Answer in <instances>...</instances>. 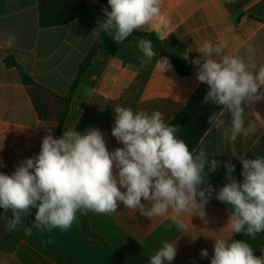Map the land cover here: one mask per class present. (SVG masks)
<instances>
[{
	"label": "crops",
	"instance_id": "obj_1",
	"mask_svg": "<svg viewBox=\"0 0 264 264\" xmlns=\"http://www.w3.org/2000/svg\"><path fill=\"white\" fill-rule=\"evenodd\" d=\"M160 8V15L138 30L155 33L171 53L182 48L180 56L191 73L179 76L171 59L155 47L156 57L141 66L143 56L137 47L140 38L116 44L107 34L103 50L81 77L63 131L74 127L84 133L97 128L108 150L114 151L123 147L111 134L116 105L149 113L158 110L169 123L202 84L197 79L198 66L192 61L203 59L198 51L204 41L225 45L222 54L238 56L256 70L264 66V0H233L231 4L226 0H161ZM103 20L101 0H86L85 9L74 21L41 28L38 0H0V172L11 175L24 160L38 155L47 129H52L54 138L65 108L64 97L98 38L93 31ZM9 37H14L11 48L6 47ZM9 55L36 85L24 84L21 70L5 64ZM165 59L170 68L161 62ZM243 106L245 127L253 124V130L232 141L210 127L193 151L204 147L209 159L219 162L217 171L209 174L208 183L215 191L203 219L182 213L180 219L186 228L179 230L171 220V212L149 218V202L142 199L145 215L120 202L113 214H85L91 229L103 238L101 241L89 239L79 220L67 231L33 228L28 235L25 226L34 221L36 210L32 209L22 218L24 225L12 232L6 231L0 220V264H124L107 244L125 255L143 254L149 258L165 240L176 243L177 255L171 264H211L215 239L245 240L255 256H264V236L258 233L253 239L244 233H232L227 226L230 205L216 199L228 182L226 163L235 166L232 176L241 182V159L264 157V100ZM222 113L230 125L226 110ZM0 215H4L3 209ZM6 215L11 217V212ZM202 249L208 252L206 258L201 257Z\"/></svg>",
	"mask_w": 264,
	"mask_h": 264
},
{
	"label": "clouds",
	"instance_id": "obj_2",
	"mask_svg": "<svg viewBox=\"0 0 264 264\" xmlns=\"http://www.w3.org/2000/svg\"><path fill=\"white\" fill-rule=\"evenodd\" d=\"M108 5L111 11L103 9L106 18L93 33H106L116 44L161 13V0H108ZM13 43L14 37H9L6 47H13ZM137 47L143 56L141 66L157 55L150 39L140 38ZM224 47L204 41L198 51L203 59L192 63L198 66V81L209 86L204 102L221 106L230 117L229 125L221 111L213 112L209 125L220 130L224 139L235 141L255 127H245L243 105L264 100V66L256 70L238 56L222 54ZM161 62L165 68L171 67L166 59ZM113 111L111 134L123 147L109 151L97 128L84 133L69 128L60 138H53L49 128L38 155L24 160L11 175L0 172V209L4 210L0 220L6 231L24 225L22 218L32 209L36 210L34 221L25 226L28 235L33 228L67 231L78 221V214L110 215L117 212L120 202L145 215L142 199L151 205L147 217H164L171 212L179 230L186 228L180 214L206 216V205L215 191L208 183L209 174L217 171L219 162L210 160L204 147L196 153L190 150L177 136L180 126L166 123L158 110L149 113L116 105ZM241 163V182L232 176L235 166L225 164L228 182L216 199L230 205L227 226L231 232L255 239L264 232V157L241 159ZM9 211L11 217L6 215ZM200 254L208 256L206 249ZM176 255V243L165 240L148 258V264H171ZM211 264H264V256H255L245 240L215 239Z\"/></svg>",
	"mask_w": 264,
	"mask_h": 264
},
{
	"label": "trees",
	"instance_id": "obj_3",
	"mask_svg": "<svg viewBox=\"0 0 264 264\" xmlns=\"http://www.w3.org/2000/svg\"><path fill=\"white\" fill-rule=\"evenodd\" d=\"M101 2L103 5V9L111 11L110 6L108 5V0H101ZM85 6L86 0H38V24L41 28L66 25L74 21L77 16L81 12H83ZM105 18L106 17L104 14V19ZM106 36V33L98 36L91 51L80 63L77 77L73 82L68 94L64 97L65 108L61 115L54 138H60L65 125V121L70 111L72 99L79 87L81 77L92 67L94 59L103 50L105 46ZM134 38L150 39L154 47L162 56H166L171 59L175 71L179 76H188L191 73L190 66L185 63L180 56V54L183 52L182 48H179L176 54L171 53L167 51L163 42L155 33L143 32L140 30L134 31L132 36H130L123 43L129 42ZM4 61L8 67H16L21 70V78L24 84H37L32 76L28 72L23 70L22 66L12 55L7 56ZM208 91L209 86L206 83H202L200 87L189 98L182 111L169 122V124L180 126V131L177 133V136L185 140L190 150L192 151L196 149L201 139L205 136L206 132L211 127V125H209L208 123L209 116L213 112L223 111L221 106L215 105L211 102H204V97ZM78 220L84 234L89 239H100L101 241H103V238L91 229L85 215L78 214ZM261 234L264 236V232H261ZM107 246L117 254L118 258L124 264H148V258L143 254H137L135 256L125 255L117 249L112 248L108 244Z\"/></svg>",
	"mask_w": 264,
	"mask_h": 264
},
{
	"label": "water",
	"instance_id": "obj_4",
	"mask_svg": "<svg viewBox=\"0 0 264 264\" xmlns=\"http://www.w3.org/2000/svg\"><path fill=\"white\" fill-rule=\"evenodd\" d=\"M173 52L175 53V50H173Z\"/></svg>",
	"mask_w": 264,
	"mask_h": 264
}]
</instances>
